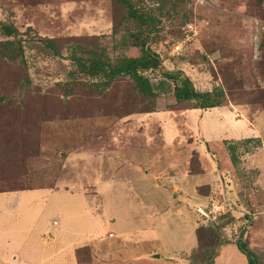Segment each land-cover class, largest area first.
Masks as SVG:
<instances>
[{"label":"rangeland","instance_id":"374dc122","mask_svg":"<svg viewBox=\"0 0 264 264\" xmlns=\"http://www.w3.org/2000/svg\"><path fill=\"white\" fill-rule=\"evenodd\" d=\"M144 2L157 30L145 27L141 39L163 60L145 74L153 97L127 78L103 88L70 59L78 43L113 60L134 54L128 42L140 31L122 4L0 0V22L19 30L25 58L0 59V236L9 235L11 218L15 231L34 234L29 225L40 215L49 226L57 218L68 242H87L77 262L154 264L161 255L192 264L196 231L211 226L234 248L243 234L264 264V0ZM191 21L197 35L185 34L190 41L172 57ZM167 72L187 76L201 93L224 88L230 103L194 109L176 99ZM103 236L112 243L103 246ZM45 246L38 260H47L46 249L53 254ZM232 247L215 264H248ZM73 253L57 261L76 264ZM0 264L17 263L0 254Z\"/></svg>","mask_w":264,"mask_h":264},{"label":"trees","instance_id":"16d2710c","mask_svg":"<svg viewBox=\"0 0 264 264\" xmlns=\"http://www.w3.org/2000/svg\"><path fill=\"white\" fill-rule=\"evenodd\" d=\"M114 1L122 4L123 7L128 9V19L134 21L140 31V34L135 36L136 39L132 43L129 44L128 42V46L130 49L132 48L131 51L134 54L129 56L127 52H122V54L113 60L104 49L89 50L82 43H78L70 47V59L76 65L79 73L90 78L99 79L103 88H109L119 79L127 78L133 80L137 88L143 94L153 97L156 95L153 85L145 74L149 71H156L161 68L163 60L159 54L152 51L147 40L141 39V35L145 33V27L149 30L147 32L157 30L155 20L144 12V9L146 10L144 0ZM141 1H143V3H141ZM20 35L19 30L15 26L0 22V59H9L15 62L20 60L22 63H25L22 40L18 39ZM182 38L183 34L178 40ZM41 40L44 43V47H46L52 55L55 57H62L61 47L55 40L49 38H43ZM136 52L139 54H136ZM165 78L167 81L175 83L174 94L176 99L182 102H195L194 109L197 108L208 111L224 107L230 103L226 89L224 88H217L212 92L201 93L195 90L190 78L187 76L182 77V73L167 72L165 73ZM161 85L163 87L168 86V82H161ZM262 94L260 100L264 101V93ZM234 149L232 148V151H235ZM233 159L237 161L235 153L233 154ZM201 173H203V170H201ZM203 187L207 186H202L200 188ZM220 233V227L215 228L210 226L197 229L196 237L198 249L195 253V263L193 262L192 264H215L218 253L225 244ZM242 237L236 242L238 250L247 257L248 264H261L258 256L252 251L247 242L242 240ZM87 251L91 253L89 249H87ZM77 259L79 264H87V262L84 263V261H81L79 256Z\"/></svg>","mask_w":264,"mask_h":264},{"label":"crops","instance_id":"0c3cea01","mask_svg":"<svg viewBox=\"0 0 264 264\" xmlns=\"http://www.w3.org/2000/svg\"><path fill=\"white\" fill-rule=\"evenodd\" d=\"M223 171L224 170L222 169V172ZM218 173H219V170H218ZM199 186H202V185H199ZM46 190L49 191L47 188ZM38 191H41V189L35 190L33 192H38ZM15 217H18V216H15ZM47 220H48L47 218L41 217L40 215L33 218V224H30L29 226H37L38 230H36L34 234H29L26 231H22V230L15 231V226L12 223L13 218L9 219V222H10L9 226H6V229H7V232H9V235L6 237L0 236L1 257L8 254V258L11 259L12 262H16L17 264H59L57 259L59 258L61 254L70 253L73 251L74 252L73 259H75L76 264H79L76 260V251L83 249L85 245L87 246V242L85 240L80 241V239L79 241L73 240V241L68 242L67 239H65L64 235L62 234V230L60 231L61 223L57 220V218H54L51 221V226L48 225ZM50 227L52 228L50 229ZM64 230L66 231L65 225H64ZM121 234L124 235L125 230ZM34 235H36L37 237L35 241H34ZM106 237L107 236H103V237H100L99 239L103 241L105 240L104 238ZM39 238H40V243H39ZM108 240L109 239H107V241H103V246H107L109 243H112L111 240L110 241ZM34 243L37 245L39 244L40 246L39 251L34 249V246H33ZM45 245L51 246L48 248V250L52 249L53 254L51 256H48L47 255L48 252L46 249L45 257L47 258V260L46 261L38 260V252L40 253L43 250V248L46 247ZM88 246H90V244ZM231 247L232 245H229V246L223 245L221 249H223V253H224L225 251H228V249H231ZM234 249L236 250L238 249L236 245ZM32 254H34L33 257H32ZM154 259L156 260L154 264H174L173 262L167 263L166 261H162L161 255H159V257L155 255ZM73 263L75 264V262Z\"/></svg>","mask_w":264,"mask_h":264},{"label":"built area","instance_id":"2783aa9c","mask_svg":"<svg viewBox=\"0 0 264 264\" xmlns=\"http://www.w3.org/2000/svg\"><path fill=\"white\" fill-rule=\"evenodd\" d=\"M202 1V0H200ZM156 5L155 3H152L151 6H154ZM158 6V4H157ZM155 7V6H154ZM152 7V8H154ZM188 29V30H187ZM184 34H183V38L181 40H177L175 42H172L171 46H170V55L173 54L172 56H181V53L185 47V45L190 41L188 40V37L187 39L185 38V34H190L192 36H196L197 33L196 30H195V23L192 22L190 24H187V26L184 28ZM193 40V39H192ZM202 215H205L204 212L202 211L201 212V209L198 210Z\"/></svg>","mask_w":264,"mask_h":264},{"label":"water","instance_id":"95a60500","mask_svg":"<svg viewBox=\"0 0 264 264\" xmlns=\"http://www.w3.org/2000/svg\"><path fill=\"white\" fill-rule=\"evenodd\" d=\"M157 257H159V255H157Z\"/></svg>","mask_w":264,"mask_h":264}]
</instances>
